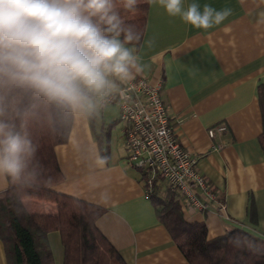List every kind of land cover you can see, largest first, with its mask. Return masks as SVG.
Wrapping results in <instances>:
<instances>
[{
	"label": "crops",
	"instance_id": "1",
	"mask_svg": "<svg viewBox=\"0 0 264 264\" xmlns=\"http://www.w3.org/2000/svg\"><path fill=\"white\" fill-rule=\"evenodd\" d=\"M197 2L231 8L232 15L212 29H195L149 3L137 46L149 67L137 78L161 81L178 138L199 156L198 167L216 194L204 211L184 209L185 218L204 222L209 238L243 229L264 239V0ZM153 38L154 46L147 47ZM107 105L103 101L93 111L73 113L67 142L56 146L64 177L53 188L105 209L97 226L127 264H190L159 220L141 171L127 159L120 112L105 113ZM218 123L228 129L211 138L207 130ZM104 157L107 162L98 164ZM7 187V177L0 176V192ZM40 204L25 201L30 212H40ZM49 241L59 264V232H51ZM0 263L7 264L1 239Z\"/></svg>",
	"mask_w": 264,
	"mask_h": 264
},
{
	"label": "clouds",
	"instance_id": "2",
	"mask_svg": "<svg viewBox=\"0 0 264 264\" xmlns=\"http://www.w3.org/2000/svg\"><path fill=\"white\" fill-rule=\"evenodd\" d=\"M149 3L195 29H212L232 15L231 8L197 0ZM137 5L123 0L127 11ZM141 41L115 0H0V88L41 97L54 109L93 111L148 69L137 47ZM145 43L152 48L155 39ZM35 152L27 132L0 108V176L19 180Z\"/></svg>",
	"mask_w": 264,
	"mask_h": 264
},
{
	"label": "trees",
	"instance_id": "3",
	"mask_svg": "<svg viewBox=\"0 0 264 264\" xmlns=\"http://www.w3.org/2000/svg\"><path fill=\"white\" fill-rule=\"evenodd\" d=\"M115 2L122 19L135 26L143 41L149 0H138L135 11L125 10L123 0ZM260 103L264 149V85H260ZM0 108L14 119L18 130L27 132L36 148L26 173L19 180L7 177L8 187L0 192V239L7 264H57L49 241L54 231L63 245L59 264H127L97 226L105 209L53 188L64 177L56 146L67 142L73 112L54 109L41 97L11 88H0ZM150 199L190 264H264L263 238L243 229L209 238L204 222L185 218L179 195L170 187L157 189ZM26 200L47 202L54 209L30 212Z\"/></svg>",
	"mask_w": 264,
	"mask_h": 264
},
{
	"label": "built area",
	"instance_id": "4",
	"mask_svg": "<svg viewBox=\"0 0 264 264\" xmlns=\"http://www.w3.org/2000/svg\"><path fill=\"white\" fill-rule=\"evenodd\" d=\"M161 88V81L138 77L121 85L104 103H119L120 119L127 127V159L141 171L146 194L170 187L179 195L183 209L204 211L208 203L217 200L216 194L198 167L199 156L181 144ZM227 129L226 124L218 123L207 131L213 138Z\"/></svg>",
	"mask_w": 264,
	"mask_h": 264
},
{
	"label": "rangeland",
	"instance_id": "5",
	"mask_svg": "<svg viewBox=\"0 0 264 264\" xmlns=\"http://www.w3.org/2000/svg\"><path fill=\"white\" fill-rule=\"evenodd\" d=\"M107 104H109V105H107L105 108H104V110H105V113H108V112H110V110L112 109V111H114L115 113L116 112H120L119 110V103L117 102V101H115V102H112V103H107ZM102 111V110H101ZM29 201H31V202H33V203H41L40 204V212H51V210L52 209H54V207H53V205L52 204H50V203H47V202H41V201H37V200H29ZM61 245H62V243H61ZM62 247H63V245H62ZM54 250H55V257H56V259L57 260H59V253L56 251V247H54ZM62 253H63V251H62Z\"/></svg>",
	"mask_w": 264,
	"mask_h": 264
}]
</instances>
